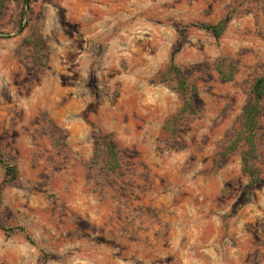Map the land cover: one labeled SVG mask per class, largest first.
Here are the masks:
<instances>
[{
    "label": "rangeland",
    "instance_id": "obj_1",
    "mask_svg": "<svg viewBox=\"0 0 264 264\" xmlns=\"http://www.w3.org/2000/svg\"><path fill=\"white\" fill-rule=\"evenodd\" d=\"M28 1L0 0L17 169L4 183L0 166V264H264V100L249 199L242 147L224 156L264 74V0ZM224 18L218 39L197 26ZM182 31L192 110L166 130L182 101L157 77ZM105 135L114 172L91 162Z\"/></svg>",
    "mask_w": 264,
    "mask_h": 264
},
{
    "label": "trees",
    "instance_id": "obj_2",
    "mask_svg": "<svg viewBox=\"0 0 264 264\" xmlns=\"http://www.w3.org/2000/svg\"><path fill=\"white\" fill-rule=\"evenodd\" d=\"M29 2V1H28ZM24 4L26 5L24 0ZM23 15V11L22 14ZM228 23V18L220 20L216 24L200 23L197 26L209 31L214 38L218 39L224 32ZM184 31L181 32L180 38L174 50L170 53L166 70L158 75L157 79L161 83H166L169 79L175 83L174 90L179 95L182 101V106L172 119H168L164 124V129H168L171 125H176L182 115L191 113L190 95L194 91L188 84L187 79L182 69L174 63L175 54L181 49L184 42ZM35 44H39L38 41ZM264 100V74L257 77L249 88L248 100L241 113L239 128L234 139L227 146L224 156L237 148L242 147L240 152L241 172L248 177L246 195H249L252 189L259 184V175L257 169L253 165V159L256 157V131L259 123V118L262 113V102ZM170 124V125H169ZM119 150L113 143L110 135L100 136L99 141L94 147L92 163H101L105 171L114 172L119 167ZM0 166L4 172V183L14 182L17 178V169L14 165L6 162L0 153ZM23 230L22 228H20ZM5 230V229H3ZM13 230V229H9ZM28 238V237H26ZM31 242V241H30Z\"/></svg>",
    "mask_w": 264,
    "mask_h": 264
},
{
    "label": "water",
    "instance_id": "obj_3",
    "mask_svg": "<svg viewBox=\"0 0 264 264\" xmlns=\"http://www.w3.org/2000/svg\"><path fill=\"white\" fill-rule=\"evenodd\" d=\"M27 2H28V0H25V3H27ZM23 29H24V24L22 25L21 31H23Z\"/></svg>",
    "mask_w": 264,
    "mask_h": 264
}]
</instances>
